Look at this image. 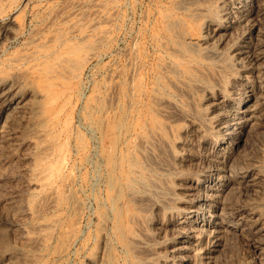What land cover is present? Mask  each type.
<instances>
[{
  "label": "rangeland",
  "instance_id": "rangeland-1",
  "mask_svg": "<svg viewBox=\"0 0 264 264\" xmlns=\"http://www.w3.org/2000/svg\"><path fill=\"white\" fill-rule=\"evenodd\" d=\"M238 2L0 0V264H264V0L260 40L252 21L234 15ZM231 20L228 33L214 34ZM248 38L262 49L255 65L238 61ZM242 99L260 103L263 116L245 128L236 154L250 164L255 186L237 183L219 196L228 208L244 205L240 214L227 212L236 224L205 235L200 219L188 216L209 192L210 160L228 137V105Z\"/></svg>",
  "mask_w": 264,
  "mask_h": 264
},
{
  "label": "bare ground",
  "instance_id": "bare-ground-1",
  "mask_svg": "<svg viewBox=\"0 0 264 264\" xmlns=\"http://www.w3.org/2000/svg\"><path fill=\"white\" fill-rule=\"evenodd\" d=\"M218 1V0H217ZM227 1V0H226ZM261 1L262 0H250V4L247 6L245 3H243L241 0H239V4L238 5H236L237 6V12H238V14L236 13L235 14V10H234V15L236 16L237 15V17H238V19L240 20V21H242V23H243V21L244 22H246V21H248L249 23H250V21H252V24H251V31H253L252 33H254V37L255 38H258V40H260L259 39V37L260 36H262L261 35V30H260V17H261V15L259 14V10L261 11L262 9H259L258 10V7H259V5H260V3H261ZM103 2V1H102ZM168 2V1H167ZM213 3L215 2V1H212ZM211 2V3H212ZM179 3V2H178ZM229 3V2H228ZM95 4V3H94ZM104 4V3H103ZM103 4H101V5H103ZM219 4V3H218ZM262 4V3H261ZM106 5V4H105ZM234 5V4H233ZM113 7V6H112ZM162 7V6H161ZM186 7V6H185ZM229 7V6H228ZM145 10V9H144ZM143 10V11H144ZM202 10H204V9H202ZM206 10V9H205ZM93 11V10H92ZM100 11V10H99ZM114 11V10H113ZM112 11V12H113ZM196 11H199V9L198 10H196ZM231 11H233V9H231ZM263 11V10H262ZM195 12V11H194ZM210 13V12H209ZM226 13V12H225ZM93 14V13H92ZM113 14V13H112ZM111 14V15H112ZM191 14H194V13H192V11H191V13H190V15ZM197 14H198V12H197ZM232 14V13H231ZM122 15V14H121ZM194 15H196V13L194 14ZM201 15V14H200ZM230 15V14H229ZM233 15V14H232ZM260 15V17H258ZM264 15V14H263ZM262 15V16H263ZM96 16V15H95ZM224 16V15H223ZM192 17H193V15H192ZM82 18V17H81ZM112 18V17H111ZM110 18V19H111ZM144 18V17H143ZM200 18V17H199ZM198 18V19H199ZM205 18V17H204ZM233 18V17H232ZM79 19H80V17H79ZM90 19V18H89ZM191 19V18H190ZM195 19H197V18H195ZM197 19V21H200V20H204V19H202V18H200L199 20ZM206 19V18H205ZM226 19H228V18H226ZM234 19H237V18H235L234 17ZM93 20V19H92ZM193 20V19H192ZM81 21V20H80ZM79 21V22H80ZM96 21V20H95ZM108 21V20H107ZM196 21V22H197ZM205 21V20H204ZM262 21V20H261ZM86 22V21H85ZM150 22V21H149ZM189 22H191V21H189ZM229 22V21H228ZM236 22V21H235ZM238 22V21H237ZM120 23V22H119ZM192 23H194L193 21H192ZM202 22H199V24H201ZM204 23V22H203ZM219 23V22H218ZM233 23H234V20H231L230 22H229V24H227L226 26H222V27H220L219 26V28H217L216 29V32L214 33V34H216L217 36H220V37H222L221 35H224L225 33H228L227 31H228V29L230 28L231 29V27H232V25H233ZM248 23V24H249ZM263 23V22H262ZM79 24V23H78ZM189 24V23H188ZM195 24V23H194ZM225 24V23H224ZM236 24H238V23H236ZM264 24V23H263ZM189 25H191V24H189ZM221 25H223V24H221ZM239 25H240V23H239ZM239 25H237V27L239 26ZM243 25V24H242ZM193 26V25H192ZM200 26V25H199ZM236 26V25H235ZM246 26H248L247 24H246ZM250 26V25H249ZM248 26V28H250ZM263 26V25H262ZM261 26V27H262ZM194 27V26H193ZM196 28L198 27V26H195ZM233 27H234V25H233ZM243 27V26H242ZM241 27V28H242ZM125 28V27H124ZM212 28V27H211ZM240 28V29H241ZM58 29V28H57ZM198 29V28H197ZM197 29H196V31H197ZM207 29V28H206ZM208 29H209V27H208ZM234 29V28H233ZM236 29V28H235ZM235 29H234V31H235ZM243 29V28H242ZM75 30V29H74ZM194 30H195V28H194ZM214 30V29H213ZM70 31V30H69ZM261 31V32H260ZM167 32V31H166ZM211 32V31H210ZM233 32V31H232ZM250 32V31H249ZM63 33V32H62ZM174 33V32H173ZM177 33V32H176ZM181 33V32H180ZM179 33V34H180ZM187 33H189V32H187ZM230 33V32H229ZM235 33H236V31H235ZM251 33V32H250ZM249 33V34H250ZM251 33V34H252ZM61 34V33H60ZM175 34V33H174ZM192 34V33H191ZM238 34V33H237ZM250 34V35H251ZM176 35V34H175ZM174 35V36H175ZM181 35H184L183 33L181 34ZM188 35H190V33L188 34ZM187 35V36H188ZM239 35L241 36L242 34H240V32H239ZM247 35V34H246ZM250 35H248L247 37H249ZM59 36V35H58ZM177 36V35H176ZM193 36V35H192ZM217 36L215 37L214 35H213V37H215V39H218L217 38ZM252 36V35H251ZM102 37V36H101ZM136 37V36H135ZM191 37V36H190ZM194 37V36H193ZM212 37V38H213ZM220 37H219V39H220ZM224 37V36H223ZM226 37V36H225ZM187 38V37H186ZM185 38V39H186ZM229 38V37H228ZM263 38V37H262ZM261 38V39H262ZM59 39V38H58ZM96 39H98V38H96ZM178 39V38H177ZM180 39V38H179ZM189 39V38H188ZM195 39H197V38H195ZM219 39H218V42H219ZM230 39V38H229ZM229 39L227 40L228 42H230L229 41ZM50 40H52V39H50ZM99 40H101V39H99ZM212 40V39H211ZM211 40H210V42L208 41V43H207V45L209 44V43H211ZM226 40L225 41H223V42H226ZM230 40H232V37H231V39ZM240 40V39H239ZM47 41H49V40H47ZM184 41V40H183ZM183 41H181V42H183ZM186 41V40H185ZM199 41V40H198ZM201 41V40H200ZM216 41V40H215ZM238 41V40H237ZM131 42V41H130ZM191 42H193V41H191ZM202 42V41H201ZM241 42V41H240ZM253 42V41H252ZM259 42V41H258ZM257 42V43H258ZM262 42H264V41H262ZM58 43V42H57ZM180 43V42H179ZM188 43V42H187ZM198 43V42H197ZM256 43V42H255ZM254 43V44H255ZM257 43H256V45H257ZM42 44V43H41ZM40 44V45H41ZM95 44H97V43H95ZM164 44V43H163ZM186 44V43H185ZM200 44V43H199ZM206 44V43H205ZM220 44V43H219ZM225 45H227V43H224ZM230 44V43H229ZM228 44V45H229ZM260 43H258V45H259ZM262 44V43H261ZM39 45V44H38ZM179 46H180V44H178ZM183 45V44H182ZM187 45V44H186ZM188 45H189V43H188ZM195 47H196V43H194L193 44ZM209 45H211V44H209ZM223 45V44H222ZM222 45H220V46H222ZM224 45V46H225ZM228 45H227V47H228ZM239 45V44H238ZM135 46V45H134ZM137 46V45H136ZM191 46V45H190ZM216 46V45H215ZM215 46L213 47V48H215ZM95 47V46H94ZM187 47V46H186ZM226 47V48H227ZM239 47V46H238ZM258 47V46H257ZM257 47H255L254 48V46H252V43H251V40H249V38H248V40H244V42H243V44H242V48L239 50H237V52L239 53L237 56H238V61H240V63H242L241 62V60H244V59H246V61L248 60L249 61V65H252L253 63H254V65H255V62L260 58V56H259V53H261L260 51L262 50L261 48L259 49V50H257L256 48ZM260 47V46H259ZM263 47V46H262ZM128 48V47H127ZM170 48V47H169ZM177 48V47H176ZM185 48V47H184ZM191 48V47H190ZM194 47H192V49H193ZM198 47H196V49H197ZM217 48H218V46H217ZM264 48V47H263ZM191 49V50H192ZM221 49V48H220ZM224 49H225V47H224ZM90 50V49H89ZM127 50V49H126ZM181 50H183V49H181ZM190 50V52L188 51V54H190L192 51ZM209 50V49H208ZM215 50V49H214ZM34 51V50H33ZM92 51V50H91ZM174 51V50H173ZM197 51H200V50H197ZM210 51H212V50H210ZM217 51V50H216ZM223 51V50H222ZM226 50H224V52H225ZM264 51V50H263ZM93 52V51H92ZM172 52V51H171ZM178 52V51H177ZM193 52H195V48H194V51ZM219 52H221V51H218V52H214V54H216V56H217V54L219 53ZM88 53H90V52H88ZM126 53V52H125ZM133 53V52H132ZM174 53V52H173ZM172 53V54H173ZM180 53V52H179ZM183 53V52H182ZM182 53H180V54H182ZM197 53V52H196ZM100 54V53H99ZM171 54V53H170ZM180 54H179V56H180ZM191 54H194V53H191ZM206 54V53H205ZM213 54V53H212ZM221 54L222 53H220V57H221ZM236 54V53H235ZM263 54V53H262ZM30 55V54H29ZM135 55V54H134ZM187 55V54H186ZM211 55V54H210ZM224 55H226V54H224ZM22 56H24V55H22ZM39 56V55H38ZM90 56V55H89ZM185 56V55H184ZM183 56V57H184ZM189 56V55H188ZM206 56V55H205ZM207 56H209V55H207ZM206 56V57H207ZM212 56V55H211ZM215 55H213V57H214ZM219 56V55H218ZM26 57V56H25ZM174 57V56H173ZM176 57V56H175ZM182 57V56H181ZM182 57V58H183ZM224 57V56H223ZM178 60H179V58L178 57H176ZM196 58V57H195ZM208 58H211V57H208ZM12 59V58H11ZM138 59V58H137ZM225 59V58H224ZM262 59V58H261ZM63 61V60H62ZM134 61V60H133ZM184 61V60H183ZM261 60H259V62H260ZM127 62V61H126ZM133 63V62H132ZM239 63V62H238ZM258 63V62H257ZM256 63V64H257ZM126 64H128V63H126ZM227 64V63H226ZM244 64H245V62H244ZM247 64V63H246ZM259 64V63H258ZM71 65H72V63H71ZM74 65V64H73ZM165 65H166V63H165ZM168 65V64H167ZM232 65V64H231ZM80 66V65H79ZM78 66V67H79ZM203 66H205V65H203ZM217 66V65H216ZM245 66V65H244ZM247 66V65H246ZM257 66V65H256ZM118 67V66H117ZM137 67V66H136ZM169 67H170V65H169ZM209 67V66H208ZM207 66H206V68H208ZM252 67V66H251ZM161 68H164V67H161ZM168 68V67H167ZM174 66L171 68L172 70H173V72L172 73H174ZM193 68H194V66H193ZM205 68V69H206ZM231 68V67H230ZM234 68V67H233ZM133 69V68H132ZM131 69V70H132ZM166 69V68H165ZM177 69V68H176ZM260 69V68H259ZM56 70V69H55ZM65 70V69H64ZM68 70V69H67ZM170 70V69H169ZM208 70V69H207ZM241 70V69H240ZM253 70V69H252ZM69 71H71V70H69ZM259 71V70H258ZM109 72V71H108ZM131 72V71H130ZM133 72V71H132ZM131 72V73H132ZM167 72V71H166ZM170 72V71H169ZM168 72V73H169ZM176 72H177V70H176ZM175 72V73H176ZM215 72H216V70H215ZM61 73V72H60ZM59 73V74H60ZM136 73V72H135ZM204 73V72H203ZM218 73V72H217ZM248 73V72H247ZM195 74V73H194ZM246 74V73H245ZM54 75V74H53ZM177 75V74H176ZM175 75V76H176ZM196 75V74H195ZM199 75V74H198ZM210 75V74H209ZM218 75V74H217ZM108 76V75H107ZM115 76V75H114ZM165 76H167V75H165ZM197 76V75H196ZM204 76V75H203ZM238 76V75H237ZM246 76V75H245ZM244 76V77H245ZM250 76V75H249ZM55 77V76H54ZM63 77H64V75H63ZM132 78V77H131ZM130 78V79H131ZM134 78V77H133ZM205 78V77H204ZM220 78V77H219ZM248 78V77H247ZM258 78V77H257ZM256 78V79H257ZM260 78H261V76H260ZM165 79V78H164ZM191 79V78H190ZM201 79V78H200ZM212 79V78H211ZM215 79V78H214ZM217 79V78H216ZM223 79V78H222ZM245 79H246V77H245ZM220 80V79H219ZM234 80V79H233ZM248 80H249V78H248ZM247 80V81H248ZM130 81V80H129ZM260 81V80H259ZM172 82H174V81H172ZM181 82V81H180ZM240 82V81H239ZM179 83V82H178ZM218 83V82H217ZM255 83V82H254ZM264 83V82H263ZM5 84V83H4ZM117 84V83H116ZM171 84H173V83H171ZM174 84H176V85H178L177 84V82H174ZM173 84V85H174ZM185 84V83H184ZM219 84V83H218ZM236 84V83H235ZM13 85V84H12ZM198 85V84H197ZM9 86V85H8ZM187 86V85H186ZM199 86V85H198ZM221 85H219V87H220ZM112 87V86H111ZM128 87V86H127ZM163 87V86H162ZM205 87V86H204ZM244 87V86H243ZM250 87V86H249ZM158 88V87H157ZM179 88V87H178ZM116 89V88H115ZM240 89H242V88H240ZM253 89V88H252ZM179 90V89H178ZM245 91H247L246 89H244ZM255 90V89H254ZM257 90V89H256ZM259 90V89H258ZM180 91V90H179ZM197 91H199V90H197ZM251 90H249V92H250ZM253 91V90H252ZM44 92V91H43ZM195 92V91H194ZM257 92H259V91H257ZM256 92V93H257ZM264 92V91H263ZM16 93V92H15ZM21 93V92H20ZM125 93V92H124ZM183 93H185V92H183ZM256 93H254V94H256ZM196 94H197V92H196ZM243 94H244V92H243ZM261 94V93H260ZM9 95V94H8ZM12 95V94H11ZM22 95V94H21ZM116 95V94H115ZM130 95V94H129ZM180 95V94H179ZM192 95V94H191ZM190 95V96H191ZM242 94H240V96H241ZM252 95V94H251ZM264 95V94H263ZM132 96V95H131ZM178 96V95H177ZM197 96V95H196ZM249 96V95H248ZM262 96V95H261ZM152 97H154V96H152ZM246 97H247V95H246ZM264 97V96H263ZM10 98V97H9ZM113 98V97H112ZM198 98V97H197ZM235 98V97H234ZM254 98V97H253ZM8 99V98H7ZM6 99V100H7ZM20 99V98H19ZM154 99V98H153ZM166 99V98H165ZM164 99V100H165ZM183 99V98H182ZM196 99V98H195ZM250 99V98H249ZM255 99V98H254ZM263 99V98H262ZM5 100V99H4ZM204 100V99H203ZM222 100V99H221ZM238 100V99H237ZM239 100H240V98H239ZM247 100H248V98H247ZM253 100V99H252ZM257 99H255L254 101H256ZM160 101V100H159ZM162 101V100H161ZM167 101V100H166ZM173 101V100H172ZM232 101V100H231ZM246 101V99H242L241 101H239V103L236 105H228L230 108V110L232 109V111H231V113L229 114V117L225 120V118H224V120H225V122H224V126H225V131L224 132H226V135H228V137H227V139H225L226 141H225V143L223 144V145H221L220 146V150H217V153L215 152V157H213V159H209L210 161H212V166H213V170H212V176H213V179L211 180V182L209 183V185H208V189H209V192H207L206 194L204 193V195H203V197L201 196L200 197V195H198L200 198L198 199V202H199V205H197V206H195V208L193 207V209L191 210V212L189 213L190 215L188 216L191 220H194V218H199L200 219V222H202L199 226H200V229H201V231L203 232V231H205V229H213V232H214V230L216 231L217 229H220L221 230V228H219L220 226H223V227H228V226H230L231 224H236L235 223V221H233V220H229L228 219V215H230V214H238L239 212H240V208L239 207H241L242 205H244V204H242V205H240V204H238L235 208H233V206L232 207H230L229 205V208L227 207V205H224V204H226V203H222V201H220V199L218 198L219 196H223V198H225L224 196H226L227 197V195H229L230 193H231V189L233 188V186L235 185V184H237V183H240V184H242V186H244L245 188H248L249 186H251V185H253V182H254V176L253 175H251V173L248 171V168L247 167H249L250 166V164H249V166L246 164V162L245 161H243L244 159H243V157L240 159V160H237L236 158H237V156H236V154H237V149H238V143L240 142V140H241V136H242V134H243V132H244V130H245V128L246 127H248V126H252L253 124H259L260 122H262V118H263V116L261 115V113H260V111H259V109H258V105H260V103H258V105H256L257 103H253L252 101V103H249V102H245ZM126 102V101H125ZM154 102V101H153ZM191 102V101H190ZM193 102V101H192ZM229 102V101H228ZM22 103H23V101H22ZM157 103V102H156ZM199 103V102H198ZM222 103V102H221ZM226 103H227V101H226ZM237 103V102H236ZM21 104V103H20ZM25 104V103H24ZM24 104H22V105H24ZM64 104H65V102H64ZM172 104V103H171ZM190 104V103H189ZM219 104V103H218ZM217 104V105H218ZM223 104V103H222ZM221 104V105H222ZM144 105V104H143ZM92 106V105H91ZM165 106V105H164ZM172 106V105H171ZM203 106V105H202ZM216 106V105H215ZM225 106V105H224ZM222 108H223V106H221ZM38 108H39V106H38ZM59 108V107H58ZM93 108V107H92ZM106 108H108V107H106ZM113 109H114V107H112ZM158 108V107H157ZM178 108V107H177ZM188 108H189V106H188ZM192 108V107H191ZM261 108V107H260ZM127 109V108H126ZM154 109H156V108H154ZM159 110H160V108H158ZM172 109V108H171ZM224 109V108H223ZM167 110V109H166ZM226 110V109H225ZM225 110H223V112L225 111ZM228 110V109H227ZM262 110V109H261ZM12 111V110H11ZM155 112L157 111V110H154ZM220 111V110H219ZM41 112V111H40ZM161 112V111H160ZM168 112V111H167ZM170 112V111H169ZM172 112V111H171ZM222 112V111H221ZM262 112V111H261ZM162 113V112H161ZM165 113H166V111H165ZM202 113V112H201ZM37 114V113H36ZM41 114V113H40ZM158 114H159V111H158ZM164 114V113H163ZM187 114V113H186ZM190 114V113H189ZM227 114V113H226ZM45 115V114H44ZM169 116H172V115H170V114H168ZM168 115H166V116H168ZM176 115V114H175ZM181 115V114H180ZM71 116V115H70ZM87 116V115H86ZM111 116V115H110ZM228 116V115H227ZM171 118H176V116L175 117H171ZM208 118V117H207ZM40 119H41V117H40ZM123 119V118H122ZM177 119H178V117H177ZM197 119V118H196ZM264 119V118H263ZM121 120V119H120ZM145 120V119H144ZM173 120V119H172ZM199 120V119H198ZM223 120V119H222ZM39 121V120H38ZM37 121V122H38ZM110 121H111V119H110ZM124 120H122V122H123ZM154 121H156V120H154ZM176 121V120H175ZM186 121V120H185ZM122 122L120 123L119 122V124H122ZM58 123V122H57ZM99 123V122H98ZM148 123V122H147ZM159 123H161V122H159ZM87 124V123H86ZM89 124V123H88ZM110 124V123H109ZM124 124V123H123ZM155 124V123H154ZM165 124V123H164ZM166 124H168V123H166ZM191 124V123H190ZM202 124V123H201ZM149 125V124H148ZM172 125V124H171ZM177 125V124H176ZM9 126V125H8ZM220 126V125H219ZM222 126V125H221ZM1 127V126H0ZM149 127V126H148ZM158 127V126H157ZM163 127V126H162ZM167 126H165V128H166ZM172 127V126H171ZM198 127V126H197ZM147 128V127H146ZM186 128V127H185ZM205 128V127H204ZM223 128V127H222ZM261 128V127H260ZM263 128V127H262ZM32 129V128H31ZM153 130H154V128H152ZM163 129H164V127H163ZM167 129V128H166ZM257 129H258V127H257ZM61 129H59L58 131H60ZM168 130V129H167ZM186 130V129H185ZM220 130V129H219ZM2 131V130H1ZM48 131V130H47ZM57 131V132H58ZM155 131V130H154ZM166 131V130H165ZM169 131L170 130H168V133H169ZM250 131V130H249ZM257 131V130H256ZM8 132V131H7ZM32 132V131H31ZM56 132V131H55ZM56 132V133H57ZM95 132V131H94ZM149 132V131H148ZM158 132V131H157ZM222 132V131H221ZM223 132V133H224ZM247 132V131H246ZM33 133V132H32ZM59 133V132H58ZM57 133V134H58ZM65 133V132H64ZM107 133H108V131H107ZM137 134H138V132H136ZM149 133H151V131L149 132ZM182 133V132H181ZM201 133V132H200ZM222 133V134H223ZM251 133V132H250ZM39 134V133H38ZM41 134V133H40ZM43 134V133H42ZM60 134V133H59ZM58 134V135H59ZM114 134V133H113ZM136 134V135H137ZM157 134V133H156ZM30 135V134H29ZM58 135H56V136H58ZM67 135V134H66ZM107 135V134H106ZM139 135V134H138ZM158 135V134H157ZM161 135V134H160ZM171 135V134H170ZM173 135V134H172ZM33 136V135H32ZM37 136V135H36ZM39 136V135H38ZM43 136V135H42ZM50 136V135H49ZM98 136V135H97ZM105 136V135H104ZM149 136H150V134H149ZM159 136V135H158ZM52 137H54V136H52ZM137 137V136H136ZM156 137V136H155ZM173 137V136H172ZM171 137V138H172ZM36 138V137H35ZM40 138H41V136H40ZM69 138V137H68ZM96 138V137H95ZM140 138V137H139ZM151 138H152V135H151ZM225 138V137H224ZM232 138H233V141H232ZM244 138V137H243ZM38 139V138H37ZM36 139V140H37ZM67 139V138H66ZM136 140H137V138H135ZM142 139V138H141ZM228 139H230L229 141H228ZM41 140H42V138H41ZM109 140V139H108ZM197 140V139H196ZM203 140V139H202ZM98 141V140H97ZM112 141V140H111ZM138 141V140H137ZM141 141V140H140ZM144 141V140H143ZM149 141V140H148ZM160 141V140H159ZM162 142H163V140H161ZM171 141V140H170ZM54 142V141H53ZM63 142H64V140H63ZM167 142V141H166ZM48 143V142H47ZM149 143V142H148ZM160 143V142H159ZM49 144V143H48ZM51 144H52V142H51ZM57 143H55V145H56ZM61 144V143H60ZM68 144V143H67ZM138 144V143H137ZM141 144H142V142H141ZM158 143L156 142V145H157ZM221 144H222V142H221ZM64 145V144H63ZM62 145V146H63ZM135 145H136V143H135ZM150 145H152V144H150ZM181 145V144H180ZM190 145V144H189ZM42 146V145H41ZM44 146H47V145H44ZM141 147H143V145H140ZM166 146V145H165ZM179 146V145H178ZM205 146V145H204ZM129 147V146H128ZM139 147V146H138ZM147 147H148V144H147ZM153 147V146H152ZM184 147V146H183ZM182 147V148H183ZM198 147H199V145H198ZM207 147V146H206ZM40 148H43V147H40ZM51 148V147H50ZM49 147H48V149H50ZM187 148V147H186ZM213 148V147H212ZM44 149H46V148H44ZM59 150H60V148H58ZM89 149V148H88ZM133 149V148H132ZM151 149V148H150ZM169 149H170V147H169ZM193 149V148H192ZM222 149L224 150V152L226 153V155L224 156V155H222V153H221V151H222ZM55 150V149H54ZM59 150H57V151H59ZM64 150V149H63ZM127 150V149H126ZM181 150V149H180ZM239 150V149H238ZM41 151V150H40ZM89 151V150H88ZM146 151V150H145ZM186 151H188V150H186ZM209 151V150H208ZM43 152V151H42ZM48 152V151H47ZM46 152V153H47ZM150 152H152V151H150ZM149 152V153H150ZM164 152V151H163ZM183 152V151H182ZM192 152H193V150H192ZM240 152V151H239ZM44 153V152H43ZM50 153H51V151H50ZM59 153V152H58ZM88 153V152H87ZM142 153V152H141ZM161 153V152H160ZM41 154V153H40ZM143 154V153H142ZM148 154V153H147ZM155 154H156V152H155ZM194 154V153H193ZM250 154V153H249ZM261 154V153H260ZM42 155V154H41ZM44 155V154H43ZM240 155V154H239ZM100 156V155H99ZM172 156V155H171ZM212 156V155H211ZM243 156V155H242ZM256 156V155H255ZM37 157V156H36ZM42 157V156H41ZM84 157V156H83ZM144 157V156H143ZM147 157V156H146ZM151 157H153V154H152V156ZM167 157V156H166ZM239 157V156H238ZM254 157V156H253ZM260 157V156H259ZM38 158V157H37ZM43 159H45V158H48V156L46 157H42ZM153 158H155V157H153ZM200 158V157H199ZM209 158H212V157H209ZM261 158V157H260ZM61 159V158H60ZM144 159V158H143ZM151 159V158H150ZM160 159H162L161 157H160ZM159 159V160H160ZM192 159V158H191ZM41 160V159H40ZM52 160V159H51ZM102 160V159H101ZM118 160H119V158H118ZM145 160V159H144ZM158 160V161H159ZM162 160H164V159H162ZM169 160V159H168ZM206 160V159H205ZM153 161V163H154V160H152ZM202 161H203V159H202ZM37 162V161H36ZM151 162V161H150ZM204 162V161H203ZM208 162V161H207ZM248 162V161H247ZM256 162V161H255ZM38 163V162H37ZM157 163V162H156ZM189 163V162H188ZM250 163V162H249ZM62 164V163H61ZM147 164L149 165V163L147 162ZM168 164V163H167ZM200 164V163H199ZM51 165V164H50ZM60 165V164H59ZM160 165V164H159ZM186 165V164H185ZM191 165V164H190ZM35 166V165H34ZM156 166V165H155ZM165 166V165H164ZM209 166V165H208ZM53 167V166H52ZM59 167V166H58ZM152 167V166H151ZM158 167V166H157ZM161 167V166H160ZM168 167V166H167ZM210 168H212L211 166H209ZM251 167V166H250ZM258 167V166H257ZM43 168V167H42ZM46 168V167H45ZM96 168V167H95ZM159 168V167H158ZM157 168V169H158ZM165 168V167H164ZM174 168V167H173ZM169 169V168H168ZM170 169H172V168H170ZM175 169V168H174ZM45 170V169H44ZM104 170V169H103ZM209 171V170H208ZM251 171V170H250ZM57 172V171H56ZM101 172V171H100ZM58 173V172H57ZM254 173V172H253ZM54 174H56V173H54ZM148 174V173H147ZM44 175V174H43ZM57 175V174H56ZM102 175V174H101ZM149 175V174H148ZM166 175V174H165ZM95 176V175H94ZM154 176V175H153ZM152 177V176H151ZM51 178V177H50ZM105 178V177H104ZM147 178V177H146ZM162 178V177H161ZM199 178V177H198ZM206 178V177H205ZM208 178V177H207ZM210 178V177H209ZM40 179V178H39ZM114 179H116V178H114ZM168 179V178H167ZM72 180V179H71ZM163 180V179H162ZM208 180V179H207ZM206 180V181H207ZM258 180V179H257ZM116 182H117V180H115ZM147 181V180H146ZM156 181V180H155ZM255 181H256V179H255ZM260 181V180H259ZM41 182V181H40ZM45 182V181H44ZM51 182V181H50ZM103 182V181H102ZM116 182H115V184H116ZM144 182V181H143ZM148 182V181H147ZM176 182V181H175ZM208 182V181H207ZM43 183V182H42ZM160 183V182H159ZM201 183V182H200ZM206 183V182H205ZM158 184V183H157ZM165 184V183H164ZM240 184H237V185H240ZM254 184H256V183H254ZM261 184V183H260ZM118 185V184H117ZM167 185V184H166ZM199 185V184H198ZM202 185V184H201ZM207 185V184H206ZM220 185L222 186L221 188H220ZM264 185V184H263ZM42 186V185H41ZM40 186V187H41ZM45 186V185H44ZM67 186H69L70 187V185H68L67 184ZM115 186V185H114ZM151 186V185H150ZM154 186V185H153ZM155 186H156V184H155ZM159 186V185H158ZM200 186V185H199ZM253 186H255V185H253ZM56 187V186H55ZM205 187V186H204ZM237 187V186H236ZM262 187V186H261ZM196 188V187H195ZM201 188H202V186H201ZM68 189V188H67ZM235 188H233L232 190H234ZM237 189H239V187L237 188ZM242 189V188H241ZM66 190V189H65ZM196 190H198V189H196ZM243 190V189H242ZM264 190V189H263ZM170 191V190H169ZM172 191V190H171ZM208 191V190H207ZM245 191V190H244ZM250 191V190H249ZM53 192V191H52ZM150 192V191H149ZM152 192H153V190H152ZM174 192V191H173ZM197 192V191H196ZM196 192L194 193V195L196 194ZM203 192H204V190H203ZM248 192V191H247ZM50 193V192H49ZM54 193V192H53ZM56 193V192H55ZM201 193H202V191H201ZM234 193H236V192H234ZM129 194V193H128ZM198 194H199V192H198ZM237 194V193H236ZM54 195V194H53ZM102 195V194H101ZM115 195V194H114ZM193 195V194H192ZM234 195V194H233ZM232 195V197L234 198V196ZM240 195V194H239ZM47 196V195H46ZM197 196V195H196ZM238 196V195H237ZM139 197V196H138ZM142 197V196H141ZM146 197V196H145ZM148 197V196H147ZM239 197V196H238ZM237 197V198H238ZM241 197V196H240ZM49 198V197H48ZM76 198V197H75ZM133 198V197H132ZM149 198V197H148ZM170 198H172V197H170ZM194 198V197H193ZM198 198V197H197ZM221 198V197H220ZM223 198H221L222 200H223ZM236 198V199H237ZM136 199V198H135ZM151 199V198H150ZM149 199V200H150ZM196 199V198H195ZM236 199H232V200H236ZM74 200H76V199H74ZM131 200V199H130ZM152 200V199H151ZM173 200V199H172ZM231 200V201H232ZM238 200V199H237ZM53 201V200H52ZM55 201V200H54ZM160 201H161V199H160ZM167 201V200H166ZM194 201V200H193ZM226 202H228V200H227V198H226V200H225ZM74 202V201H73ZM78 202V201H77ZM134 202V201H133ZM163 202V201H162ZM198 202H196V203H198ZM223 202H224V200H223ZM50 203V202H49ZM70 203V202H69ZM80 203V202H79ZM154 203V202H153ZM165 203V202H164ZM228 203H230V202H228ZM227 203V204H228ZM234 203V202H233ZM74 204H77V203H74ZM149 204H150V202H149ZM148 204V205H149ZM192 204V203H191ZM50 205H52V204H50ZM140 205H142V204H140ZM152 205V204H151ZM190 205V204H189ZM53 206V205H52ZM146 206V205H145ZM150 206V205H149ZM206 206H209V207H206ZM246 206V205H245ZM81 207V206H80ZM40 208V207H39ZM136 208V207H135ZM149 208V207H148ZM160 208V207H159ZM237 208V209H236ZM120 209V208H119ZM145 209H146V207H145ZM191 209V208H190ZM189 209V210H190ZM249 209V208H248ZM141 210H143V209H141ZM182 210V209H181ZM229 210H231L232 212L230 213V211ZM127 211V210H126ZM229 211V214L227 215V212ZM174 212V211H173ZM167 213V212H166ZM242 213V212H241ZM135 214V213H134ZM171 214V213H170ZM188 214V213H187ZM240 214V213H239ZM244 214V213H243ZM242 214V216H244ZM109 215V214H108ZM252 215V214H251ZM129 216H131V215H129ZM246 217V216H245ZM232 218H234L233 216H232ZM238 218V220H239V217H237ZM236 218V219H237ZM251 218V217H250ZM57 219V218H56ZM55 219V220H56ZM184 219V218H183ZM55 220H52V221H55ZM58 220V219H57ZM134 220H136V217H135V219ZM137 220H139V219H137ZM170 220V219H169ZM185 220V219H184ZM190 220V221H191ZM246 220V219H245ZM101 221V220H100ZM195 221V220H194ZM242 221V220H241ZM252 221V220H251ZM188 222V221H187ZM237 222V221H236ZM240 222V221H239ZM246 222V221H245ZM132 223H134V222H132ZM138 223H140V222H138ZM181 223V222H180ZM47 224V223H46ZM104 224V223H103ZM162 224V223H161ZM179 224V223H178ZM185 224V223H184ZM187 224V223H186ZM185 224V225H186ZM49 225V224H48ZM53 225V224H52ZM51 225V226H52ZM197 225V224H196ZM195 225V226H196ZM262 225V224H261ZM38 226V225H37ZM50 226V225H49ZM180 226V225H179ZM183 226V225H182ZM187 226V225H186ZM190 226V225H189ZM194 225H193V227H195ZM237 226V225H236ZM42 227V226H41ZM44 227H45V225H44ZM47 227V226H46ZM183 227H185V226H183ZM235 227V226H234ZM37 228V227H36ZM48 228V227H47ZM105 228V227H104ZM175 228V227H174ZM178 228V227H177ZM186 229L188 228V227H185ZM184 228V229H185ZM261 228V227H260ZM260 228H258V229H260ZM38 229H39V227H38ZM49 229H51V227L49 228ZM176 229V228H175ZM182 229V228H181ZM180 229V230H181ZM189 229V228H188ZM187 229V230H188ZM190 229H192V227H190ZM189 229V230H190ZM197 229V228H196ZM227 229V228H226ZM225 229V230H226ZM229 229V228H228ZM241 229V228H240ZM183 230V229H182ZM256 230V229H255ZM193 231H195V230H193ZM200 231V232H201ZM212 231V230H211ZM218 231V230H217ZM223 231V230H222ZM258 231V230H257ZM36 232V231H35ZM34 232V233H35ZM67 232V231H66ZM188 231H186V233H187ZM196 232V231H195ZM206 232V231H205ZM204 232V233H205ZM122 233V232H121ZM146 233V232H145ZM181 233V232H180ZM210 233V232H209ZM217 233V232H216ZM215 233V234H216ZM195 234V233H194ZM202 234V233H201ZM206 234H208V232H206L205 233V235ZM221 234V233H220ZM226 234V233H225ZM42 235V234H41ZM40 235V236H41ZM52 234H50V236H51ZM72 235V234H71ZM189 235V234H188ZM191 235V234H190ZM197 235V234H196ZM196 235H193L194 237H196ZM204 235V234H203ZM192 236V237H193ZM215 236V235H214ZM65 237V236H64ZM151 237V236H150ZM198 237H200V235L198 234ZM201 237H203V236H201ZM216 237V236H215ZM31 238H33V237H31ZM40 238V237H39ZM69 238V237H68ZM129 238V237H128ZM44 239V238H43ZM137 239V238H136ZM185 239V238H184ZM193 239V238H192ZM192 239H190V240H192ZM197 239H199V238H196V241L195 242H197ZM31 240V239H30ZM139 241H140V239H138ZM182 240V239H181ZM187 240V239H186ZM200 240V239H199ZM202 240V239H201ZM200 240V241H201ZM203 240H205V238L203 239ZM202 240V241H203ZM216 240V239H215ZM135 242H137L136 240H134ZM31 242H32V240H31ZM41 242V241H40ZM142 242V241H141ZM185 242V241H184ZM217 242V241H216ZM32 243H34V241L32 242ZM37 243H39V242H37ZM42 243V242H41ZM143 243H144V241H143ZM34 244H36V243H34ZM197 244H200V243H197ZM214 244V243H213ZM38 245V244H37ZM136 245V244H135ZM141 245V244H140ZM190 244H188V246H189ZM127 246V245H126ZM137 246V245H136ZM142 246V245H141ZM192 246V245H191ZM198 246V245H197ZM201 246V245H200ZM203 246V245H202ZM201 246V247H202ZM206 246H207V244H206ZM63 247V246H62ZM147 247V246H146ZM183 247V246H182ZM196 247V246H195ZM208 247V246H207ZM203 248V247H202ZM214 248V247H213ZM143 249V248H142ZM144 249H146V248H144ZM183 249V248H182ZM191 249V248H190ZM193 249V248H192ZM195 249V248H194ZM194 249L192 250V251H194ZM198 249H200L199 247H198ZM148 250V249H147ZM135 251H136V249H135ZM141 251V250H140ZM145 251V250H144ZM204 251V250H203ZM153 252H155L154 250H153ZM194 253V252H193ZM205 252H203V254H204ZM28 254V253H27ZM186 254V253H185ZM196 254V253H195ZM194 254V255H195ZM30 255V254H29ZM151 255V254H150ZM188 255V254H187ZM197 255H199V254H197ZM202 255V254H201ZM205 255V254H204ZM208 255V254H207ZM261 255H263L262 253H261ZM185 256V255H184ZM205 257H206V255H205ZM209 257H212L211 255H209ZM203 258H204V256H203ZM190 259V258H189ZM209 260H210V258H208ZM212 259V258H211ZM26 260V259H25ZM196 260H198V259H196ZM206 261V260H205ZM208 261V260H207ZM199 264V263H198ZM208 264H210L209 262H208ZM214 264V263H213Z\"/></svg>",
  "mask_w": 264,
  "mask_h": 264
}]
</instances>
